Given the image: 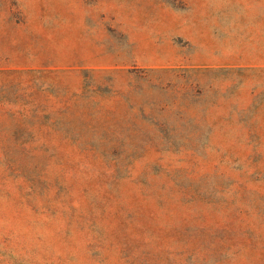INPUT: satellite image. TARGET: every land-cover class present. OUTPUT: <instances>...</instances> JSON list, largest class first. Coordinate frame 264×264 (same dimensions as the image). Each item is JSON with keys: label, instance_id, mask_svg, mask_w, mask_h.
I'll return each instance as SVG.
<instances>
[{"label": "rangeland", "instance_id": "rangeland-1", "mask_svg": "<svg viewBox=\"0 0 264 264\" xmlns=\"http://www.w3.org/2000/svg\"><path fill=\"white\" fill-rule=\"evenodd\" d=\"M0 264H264V0H0Z\"/></svg>", "mask_w": 264, "mask_h": 264}]
</instances>
